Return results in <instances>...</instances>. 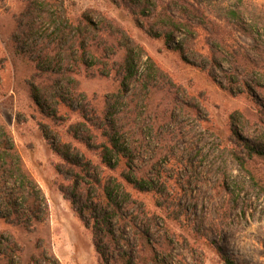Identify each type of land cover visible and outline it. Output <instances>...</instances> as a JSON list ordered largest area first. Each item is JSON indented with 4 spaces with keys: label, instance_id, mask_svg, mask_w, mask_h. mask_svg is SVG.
I'll use <instances>...</instances> for the list:
<instances>
[{
    "label": "rangeland",
    "instance_id": "obj_1",
    "mask_svg": "<svg viewBox=\"0 0 264 264\" xmlns=\"http://www.w3.org/2000/svg\"><path fill=\"white\" fill-rule=\"evenodd\" d=\"M127 1L0 0V119L44 194L30 221L6 216L0 174V264H264V193L233 158L264 152V21L234 17L236 0H149L140 26ZM164 11L186 23L169 39L148 32Z\"/></svg>",
    "mask_w": 264,
    "mask_h": 264
},
{
    "label": "trees",
    "instance_id": "obj_2",
    "mask_svg": "<svg viewBox=\"0 0 264 264\" xmlns=\"http://www.w3.org/2000/svg\"><path fill=\"white\" fill-rule=\"evenodd\" d=\"M174 1L180 2L181 4H187L183 0H174ZM236 1H238L239 3H237L234 9L231 10V14L234 17L243 19L245 12L251 11L252 16H254L256 26H258L262 20L264 21V18H261L259 12L256 11L257 9H251V6L245 5L246 2L244 0H236ZM140 2L141 3H139L138 9H133V13L137 17L136 23L138 25L141 24L139 20L138 11L142 12V10L145 9L146 4L149 2V0H142V1L140 0ZM197 4L198 3H191L190 7L189 5H187L189 10H191L194 14H199L201 10ZM154 25L161 26L163 30V35L167 39H169L172 38V35L181 25L186 26V23H184L180 18L176 17L173 13H168L167 11H164L163 13H158L154 17V21L149 24L148 32H151ZM57 32L59 33V37L61 34H64L65 32L64 25H59ZM98 32H99V36L97 37L104 38L105 40H107L111 35L110 34L111 32L108 31L109 32L108 33L104 29H100ZM79 37L80 38L78 42V47L84 48V40L82 39V36L79 35ZM225 48L226 50H228L229 46L225 45ZM178 50H180L181 55L186 59L184 55V51H182L181 47H179ZM219 53L220 51L218 50L213 51V58H214L213 60L215 62L218 61L217 55ZM92 54L93 56L95 55L94 52H92ZM148 59L152 61L151 57H148ZM122 66L125 70V75H128L127 78L134 74V68L136 66L135 59L133 55H131V49L128 47L126 48L125 53L123 55ZM119 148L120 147L118 145V142L114 140V137L113 136L109 137L108 145H105L103 150L104 155H102L109 164H112L111 160L114 157L113 153H117V152L120 153ZM245 148L247 150V156L242 155L236 151H233V158L239 164L240 167H242L247 171L248 175L252 178L255 185L258 186L261 189V191L264 193V172L261 171L258 165V163L264 162V152L256 149L255 147L251 146L248 143L245 144ZM58 152L63 158H65V160H67V162L70 165H73V167L76 166L74 168V171L85 169L81 167V164L76 163L77 159H75L74 157H77L78 156L77 154L71 155L69 150L67 151L64 150L63 153L61 149H58ZM251 163H254L256 168L253 169L250 165ZM77 171L75 175H72L73 180L72 182H70V185L75 188H77L76 186L78 181L77 177L79 176ZM0 174L1 175L8 174L10 178L11 177L13 178L11 182L12 186L10 188L7 187L11 191H9V193L6 196H4L1 200L4 210L7 213L6 216L9 215L12 218H15L16 220L25 221V222H28L30 221V218L37 216L38 212L41 210L42 201L40 200V197L41 196L43 197L44 195L43 191L39 186L38 182L35 180V178L26 169L22 157L18 151V148L13 140V135L11 131L7 128V126L1 121V119H0ZM6 180L9 181V179ZM110 193L111 192H108L109 195ZM87 210L92 214L95 208L94 206L92 207L88 206ZM98 215L99 217H96V219H94L92 229H93L95 246L97 250L100 251L101 238L102 236H104V234H107L110 229L107 227L105 218L103 217L100 218V216L103 215L101 213H98ZM221 256L223 257V260L225 261L226 264H239L235 260L230 259L225 254ZM109 261H107L106 264H110ZM113 264H130V259H127L124 256L121 259H114Z\"/></svg>",
    "mask_w": 264,
    "mask_h": 264
}]
</instances>
